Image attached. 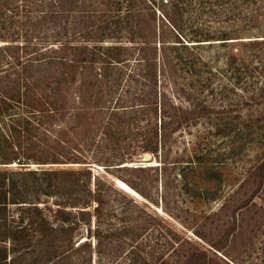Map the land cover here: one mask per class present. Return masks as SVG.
I'll return each mask as SVG.
<instances>
[{
  "label": "rangeland",
  "instance_id": "1",
  "mask_svg": "<svg viewBox=\"0 0 264 264\" xmlns=\"http://www.w3.org/2000/svg\"><path fill=\"white\" fill-rule=\"evenodd\" d=\"M74 1L0 0V100L18 99L0 129L61 80L17 77L49 43L70 60L49 95L71 105L0 164L28 201L7 206L0 264H264V0ZM74 105L118 111L112 136Z\"/></svg>",
  "mask_w": 264,
  "mask_h": 264
},
{
  "label": "trees",
  "instance_id": "2",
  "mask_svg": "<svg viewBox=\"0 0 264 264\" xmlns=\"http://www.w3.org/2000/svg\"><path fill=\"white\" fill-rule=\"evenodd\" d=\"M118 1H120L118 5L121 8L123 6V4H121L122 0H118ZM76 2L78 1L72 0L73 6L75 4H78ZM47 5L49 6L53 5L54 7V3L53 4L49 3ZM61 12H64V9H62ZM122 17H123V14L120 13L119 19L117 21L118 23L121 19H123ZM125 18L128 19V22L126 23V27H121V28L122 30H125L128 34L131 35L133 34L132 29H131V26L133 25V23L131 24L130 22L131 20H129L130 19L129 15H125ZM99 29H104L105 33L103 35H109L110 37V34L106 33L109 30V28L103 25L102 27L93 26V29H90L86 32L92 35V34H95L97 32L96 30H99ZM93 30H95L96 32H94ZM102 38H106V37H102ZM53 45L54 43H49L47 45H44L40 49V52L43 54L42 56H40V58L42 57V59H40L36 63L29 61V65H27L26 63L27 60L24 59L25 62H23L22 60H20V56L17 55L14 57V59L17 60V63H15L14 66L18 70V74H17L18 78L22 75L21 73L24 71L23 69L26 70L28 67H32V66H35L36 64H39V65H42L44 67H49V68H55V65H60L61 69L59 72L61 73L59 74L61 75V80H58L56 78L54 79V82L47 80V82L42 83L41 86L37 85L33 87L35 89L34 92H32V99H33L32 103L33 104L29 103L31 105H22V106H25L27 109L31 110L30 112L31 114L37 115V121H35L36 123L28 121L25 117H17L14 119V121H12L14 122L12 123V125H9V123L6 121L7 122L5 123L6 127H1L0 129V164L12 163L15 159H18L17 158V154L19 153L18 150L20 148L25 147V141H27V143L30 142V140L32 139L30 138V136L33 135L35 131H37L36 127L42 128L44 124H47V123L53 124L54 121H57L58 119H64L69 114V111H71V107H70L71 105H63L65 102V99H62V100L59 98L56 99L53 96L49 95V92H50L49 89L51 88L53 84H54L53 88L55 86V89L53 90L56 91L57 89L58 91V92L56 91L55 95L58 96V93L62 90V87L65 85L67 77H68L65 69L69 65V61H70L69 58L66 57V55H63L61 57L54 56L55 52H57L56 50L58 49H54ZM69 45H70V42L66 41L64 43H61L60 46H57V47L62 52L63 49L65 48L68 49ZM144 45H146L147 47L151 46V48L154 49V52H155L154 55L155 54L158 55L159 50L156 45L154 46L148 43H144ZM119 46L121 45H118V47ZM17 47H20V46H17ZM17 67L18 68L22 67L21 71H19ZM6 78L7 77H5L4 79L1 78L2 85L6 84V81H5ZM50 98H54L56 101H51ZM16 100L18 99L16 97L9 95V93H4L1 96L0 124H1V121L4 120V116L5 117L8 115L12 116L10 112L15 107V105H12L11 102H15ZM74 106H76L75 107L76 109L73 111L75 112L74 114L75 115L74 118L76 119L75 121H78L79 123L82 118L89 120L90 123L86 128L94 127V129L101 130V127H102L104 130L108 132V134H110V137L112 136V133H111L112 123L116 121V117L119 114L118 111L113 110L111 108L104 109L103 107H99V106H96L95 108L87 107V105H74ZM150 106L151 107L154 106L155 110H158V105H150ZM109 115H112V116L109 119L110 123L107 124V126L110 129H107L106 127H104L102 122H104L109 117ZM34 124H37V126ZM7 173H8L7 170L5 171L0 170V233H4L7 231L9 232L7 233V235H9L11 230L6 228L7 206L10 203H22V202L26 203L28 201H24V200L21 201V199H18L15 202H10L9 194H10L11 189L19 188V186L13 179L8 178ZM54 173H56V171H45L44 175L51 176ZM61 173L64 175H70L72 172L71 171H61ZM90 198H92V196ZM90 202L92 203V199ZM83 206L84 208L90 207V205H87L86 203H84ZM73 207H76V206H73ZM37 208L34 207V210L36 209L39 212L40 209H37Z\"/></svg>",
  "mask_w": 264,
  "mask_h": 264
},
{
  "label": "water",
  "instance_id": "3",
  "mask_svg": "<svg viewBox=\"0 0 264 264\" xmlns=\"http://www.w3.org/2000/svg\"><path fill=\"white\" fill-rule=\"evenodd\" d=\"M152 160V155L151 154H147L144 157V162L148 163Z\"/></svg>",
  "mask_w": 264,
  "mask_h": 264
}]
</instances>
